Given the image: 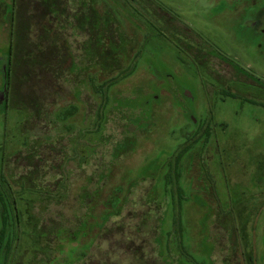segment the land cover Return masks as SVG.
I'll return each instance as SVG.
<instances>
[{
  "label": "rangeland",
  "instance_id": "374dc122",
  "mask_svg": "<svg viewBox=\"0 0 264 264\" xmlns=\"http://www.w3.org/2000/svg\"><path fill=\"white\" fill-rule=\"evenodd\" d=\"M14 3L0 0V179L22 226L0 264H264V0ZM84 23L125 43L97 85L135 60L103 110Z\"/></svg>",
  "mask_w": 264,
  "mask_h": 264
},
{
  "label": "trees",
  "instance_id": "16d2710c",
  "mask_svg": "<svg viewBox=\"0 0 264 264\" xmlns=\"http://www.w3.org/2000/svg\"><path fill=\"white\" fill-rule=\"evenodd\" d=\"M42 1V3L47 4L49 0H40ZM52 1V0H51ZM56 2H59L60 0H54ZM122 3H125L126 5H128L132 10H134L135 12L141 13L140 10H138V8L134 5L135 0H120ZM14 6H16V0H14ZM56 4V3H55ZM55 4H53L52 6L48 5L46 8V11L48 10L50 14L52 13H56L57 12V8H55ZM82 6H79V8L81 10H84L81 8ZM15 8V7H14ZM15 10V9H14ZM52 10V11H51ZM109 11L111 12V10L109 9ZM15 12L12 11V16ZM52 16H54L52 14ZM115 18V17H114ZM54 21H57V17L52 18L51 20H49V23H53ZM95 20L91 19V25L92 22ZM85 25V23H84ZM114 23L113 22H108L107 25V31H103L105 34H109L110 32H112V28ZM87 25H85V27H82L81 30L87 32L89 35H91V41H85L88 42L86 43V47L84 48V53H83V57L86 56V54L88 53L89 55V51L91 50V65H92V69L95 71L94 75L91 77V87L92 90L94 92L95 96H104V98H102V104H101V110L105 109V103H107L109 101V99H107L105 97V93H107L108 91H110L115 85H117L119 83V81H123L125 79H127L128 77H130L132 75V72L134 71V69L130 68V65L133 63V61H135L134 59L130 61V65L128 66L127 69H125V74L120 75L118 77L114 76L111 77V79H109L108 81H105L104 83H102V85H97V83L95 82L96 80L94 79V77L98 74V69H100V71H105V72H113L115 73L116 71L120 70L121 68V64L119 62L120 59V54L125 53V43L123 41V38L121 36V34L119 35V30L115 33V35L111 38L108 37V35H101V30L100 28L97 29L96 26L92 27L91 26V32L88 31V27H86ZM116 27V26H115ZM48 28H44V33H49V31L51 32V30H49ZM90 30V29H89ZM53 34H55V31H53ZM89 44V45H88ZM85 45V44H84ZM52 46H49V49L46 48H42L41 53H44L47 50H51ZM85 54V55H84ZM12 55V51H10L9 56ZM9 61H10V57H9ZM41 66L44 67H48V65H46L45 63H42ZM9 68V65H8ZM9 70V69H8ZM90 73V72H89ZM112 73V74H113ZM87 77L89 78L88 74ZM10 86V81L8 79L7 81V89ZM7 89L5 91V96L7 98ZM257 105H261L264 108V102H260V103H254ZM72 110L76 113L78 111L77 108H72ZM196 142V140L194 142L191 143V145H193ZM191 148V146H186L185 148H183V153L178 154L175 158V166H176V171L175 172H171L172 178L176 181V192L178 191L179 193V197L180 199H182V191L180 186L178 185V181H179V167L182 161V158L184 157V155L186 153H188L189 149ZM3 174V173H2ZM11 183L8 180V178H6L5 175H3L0 179V203L3 204L4 206V210L2 213V230L0 233V260H1V256L3 251L5 250L8 254L11 253L12 249H13V235L14 237L16 236L15 231L20 230L21 226H22V221L20 218V214L17 210V203L15 201V196H13L12 193V188H11ZM177 196V195H176ZM13 200V201H12ZM54 200V199H53ZM5 201L7 203H5ZM119 203L118 201L113 202L112 203V207L113 209H117L119 207ZM29 206V205H28ZM35 205H33L34 207ZM180 206V205H179ZM8 207L10 209L11 212H15V217L13 218L14 222L13 224L10 221V217H9V210ZM30 209H27V212H29ZM117 213V212H116ZM110 214H107L103 219L104 221L107 220L108 216ZM175 230H177V233L179 235H181L183 233V228H182V223H181V219L180 217H178V214L175 216ZM12 226V233L13 235H9L8 234V230L9 228ZM37 228V227H36ZM102 229V226L101 228ZM179 243L182 244V238L181 241L179 240Z\"/></svg>",
  "mask_w": 264,
  "mask_h": 264
},
{
  "label": "flooded vegetation",
  "instance_id": "af4514ba",
  "mask_svg": "<svg viewBox=\"0 0 264 264\" xmlns=\"http://www.w3.org/2000/svg\"><path fill=\"white\" fill-rule=\"evenodd\" d=\"M10 57V59H12L13 58V54L11 55V56H9V54H8V58ZM10 66V65H9ZM5 102H6V96H5Z\"/></svg>",
  "mask_w": 264,
  "mask_h": 264
}]
</instances>
